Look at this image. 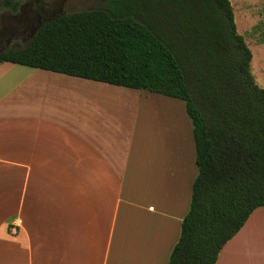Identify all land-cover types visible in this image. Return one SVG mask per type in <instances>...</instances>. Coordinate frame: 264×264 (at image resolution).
<instances>
[{
  "label": "crops",
  "instance_id": "obj_1",
  "mask_svg": "<svg viewBox=\"0 0 264 264\" xmlns=\"http://www.w3.org/2000/svg\"><path fill=\"white\" fill-rule=\"evenodd\" d=\"M179 100L0 63V264H169L199 171L193 125L168 111L155 140L151 104ZM215 264H264V206Z\"/></svg>",
  "mask_w": 264,
  "mask_h": 264
},
{
  "label": "trees",
  "instance_id": "obj_2",
  "mask_svg": "<svg viewBox=\"0 0 264 264\" xmlns=\"http://www.w3.org/2000/svg\"><path fill=\"white\" fill-rule=\"evenodd\" d=\"M231 0H108L48 23L11 61L185 102L198 175L169 264H215L264 206V87Z\"/></svg>",
  "mask_w": 264,
  "mask_h": 264
},
{
  "label": "flooded vegetation",
  "instance_id": "obj_3",
  "mask_svg": "<svg viewBox=\"0 0 264 264\" xmlns=\"http://www.w3.org/2000/svg\"><path fill=\"white\" fill-rule=\"evenodd\" d=\"M108 0H0V55L30 45L65 14L103 7Z\"/></svg>",
  "mask_w": 264,
  "mask_h": 264
},
{
  "label": "rangeland",
  "instance_id": "obj_4",
  "mask_svg": "<svg viewBox=\"0 0 264 264\" xmlns=\"http://www.w3.org/2000/svg\"><path fill=\"white\" fill-rule=\"evenodd\" d=\"M231 3L234 9L237 30L244 36L253 53L251 72L256 81L264 87V0H231ZM157 96L164 99L168 98L166 96L163 97V95ZM169 100L173 101V98H170ZM177 102L182 104V106L184 105L182 100ZM145 103L146 102H143V107L139 115V126L141 122L146 121V116H150L151 109L149 108V104L146 105ZM145 105L146 107H144ZM151 106L152 108H154V106L158 108L152 110L154 113V125L152 124L150 128L151 134L155 140H158L157 135L164 126V121L166 124L169 119L168 116L166 117L168 111L171 116L170 125L173 126L174 118V131L177 134H181L184 131V120L188 122L190 128H192V123L185 114L184 107L175 110L172 106L163 105L161 102H155L154 104H151ZM165 117L166 119H164Z\"/></svg>",
  "mask_w": 264,
  "mask_h": 264
},
{
  "label": "built area",
  "instance_id": "obj_5",
  "mask_svg": "<svg viewBox=\"0 0 264 264\" xmlns=\"http://www.w3.org/2000/svg\"><path fill=\"white\" fill-rule=\"evenodd\" d=\"M11 232H12L13 234H16V233H17V228H16L15 225H12V226H11Z\"/></svg>",
  "mask_w": 264,
  "mask_h": 264
}]
</instances>
